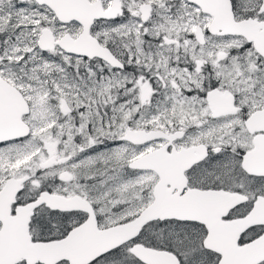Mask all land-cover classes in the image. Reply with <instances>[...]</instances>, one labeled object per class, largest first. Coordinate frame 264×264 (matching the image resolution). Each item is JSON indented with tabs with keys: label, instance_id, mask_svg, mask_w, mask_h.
<instances>
[{
	"label": "flooded vegetation",
	"instance_id": "1",
	"mask_svg": "<svg viewBox=\"0 0 264 264\" xmlns=\"http://www.w3.org/2000/svg\"><path fill=\"white\" fill-rule=\"evenodd\" d=\"M88 1L90 3L96 2L95 5L99 6L101 12L107 14L106 17L94 18L89 33L101 45L110 50L114 62L109 64L99 57L81 56L84 57V60L96 61L105 70H110L111 74L113 72V75L115 72H121L129 79L121 80L120 84L118 82L113 83L111 85V101L99 104L100 110H105L107 120H110L111 129L115 132L111 133L110 138H108V133L104 136H98L94 144L91 143L84 149H78V152L79 156L89 158L91 154L94 155L102 149L112 147V154L107 152L99 156V158H112V163L106 166H95L93 175L87 178H77L75 185H71L73 178L64 169L48 176L47 180H43L41 177L42 172L34 183V191L30 193L26 192L30 180L29 174H19L18 172L6 174L0 188L8 177L25 178L22 188L17 192L15 200L10 206V212L14 213L17 204L35 199L42 191L66 197L79 195L92 206L98 227H107L136 216L152 200V189L159 180L163 187L170 192L184 193L190 189H200L241 193L247 197L246 200L233 207L224 218L229 219L244 215L250 210L258 195L264 196V175L250 173L243 166L245 159L247 166L251 168L256 167L257 163L263 159L244 158V155L254 147L253 138L257 133H260V131L250 132L246 126V120L254 110L264 107V100L261 97V91L252 92L235 89L238 86L236 79L231 77L234 73V62L230 59L233 60L237 56L236 52L241 47H247L256 55V63L264 66V60L260 53L249 42L224 43L222 48L216 47L214 50L209 43L210 38L236 35L212 33L207 27L211 15L202 11L199 5L189 0ZM231 2L234 14L239 12L240 10L236 7L234 0ZM10 3L13 5L12 8ZM70 3L74 4L73 7ZM54 4L55 2L53 5H48L45 2L40 3L38 0H8L4 8L8 12L10 11L12 19L17 15L23 17L33 14L38 17L36 13H41L51 16L54 19V24L69 28L68 31L57 35L50 24L42 23L37 35V45L39 35L44 28L50 29L55 39H59L66 32L72 37H76L82 30V23L76 19L67 22L60 21L57 14L60 11L57 9L65 7L76 9V6L80 7L81 0H68V2L58 0L57 5L54 6ZM184 4L189 6V10L184 11ZM192 6L196 11L190 10ZM183 13L190 17L199 14L201 19H204L203 16H207L210 17V20L203 27L198 23H195L193 27L152 25L153 21L158 22L159 18L164 16L175 19ZM246 16L264 18L263 13L258 12V7L256 13L245 12L241 16L235 14L237 19ZM6 17L11 19L9 15ZM103 23L111 26L128 25V27L121 28H127V32L124 33L126 36L111 39L102 38L99 30H102ZM70 25H76L75 32H71ZM24 27L25 25L6 27L4 31L17 34L21 33ZM172 32L193 39L197 44L196 47H200V49L196 48V53L190 52L189 47L192 43L188 42L187 39L181 42L179 37L170 34ZM4 44L5 40L0 32V68L4 58L1 51ZM57 46L55 44L53 48ZM214 61L222 62V64L219 65ZM230 65L232 66L231 70L224 71L221 68ZM0 77L5 78L1 72ZM229 79H232V85L229 84ZM8 82L18 88L13 82L9 80ZM252 97L259 98V101L253 104ZM62 103H65L68 109L65 111L61 109L63 116L59 120H63L70 113V107L67 103L64 100ZM52 127L55 131V126ZM127 131L130 134H127ZM22 140H24L22 137H17L0 141V148ZM66 143L67 134L64 129L62 141L57 142V144L65 146ZM119 144H124L127 147L126 154H117ZM142 156L159 160V174L147 164L144 166L130 165L133 160ZM116 158H128L122 161V172L119 174V164ZM76 159L80 158H74L73 161L78 162ZM47 163L49 167L54 165L55 169H58L60 163L69 165L71 158H49ZM140 175L146 177L145 187L141 191L140 199L136 200L142 202L133 212L115 221L109 219L113 212L107 214L100 212V204L95 202L94 195L113 193L116 190L114 183L118 179L137 178ZM103 179L108 180V182H105L103 186H98ZM83 184L85 186H78ZM87 216L88 212L79 208H51L40 203L30 215L29 233L34 240L61 238L72 227L82 223ZM178 221L189 220L154 219L147 223L156 222V224L168 226L177 224ZM189 222L199 224L204 228L199 222ZM263 228L262 225L248 227L239 235L237 242L243 243L252 239ZM203 237L200 240V246L194 245V250L189 248L186 252L185 259H191V264H197L198 262L194 260H198L197 258L201 256L203 258L213 256L215 259H219L220 255L217 252L203 245ZM181 241L182 236L180 235L140 236L139 232L136 237L118 245L87 264H95L96 262L108 264L105 261L109 262L112 259L116 264L120 262L125 264L123 259H130L129 254L136 258L139 264H146L132 252V247L136 243L154 249L168 250L174 253L182 264L179 254L176 252V249L184 246L181 245ZM122 257L124 258L119 259ZM62 262L64 261L59 263L63 264ZM16 264L26 263L19 261ZM127 264L136 263L131 260L127 261Z\"/></svg>",
	"mask_w": 264,
	"mask_h": 264
},
{
	"label": "water",
	"instance_id": "2",
	"mask_svg": "<svg viewBox=\"0 0 264 264\" xmlns=\"http://www.w3.org/2000/svg\"><path fill=\"white\" fill-rule=\"evenodd\" d=\"M38 1L48 5L55 2L54 6L58 3V0ZM189 1L196 3L202 11L211 15L207 27L212 33L243 37L254 46L264 60V18L246 16L237 19L231 0ZM95 4L96 2L81 0L80 7L76 6V9L66 7L57 9L62 11L57 13L60 21L76 19L82 23V30L76 37L66 32L59 39H55L50 29L44 28L38 38L39 48L51 49L57 44L66 52L88 58L99 57L113 64L114 57L110 50L89 33L95 17L107 16ZM258 12L264 15V0H261ZM213 107L215 108V105ZM61 109L64 111L68 109L65 103H62ZM29 110L30 105L23 93L8 80L0 77V141L29 134L30 125L22 118ZM246 126L250 132L260 133L254 136V147L248 150L244 158L263 159L252 168L247 166L245 159L243 166L250 173L264 175V107L250 114ZM126 133L130 134L129 131ZM146 164L159 174V160L156 158L142 156L130 163L132 166ZM24 179L8 177L0 188V264H16L19 261L26 264L38 262L57 264L60 261H67L68 264H87L136 237L142 227L154 219H178L201 223L206 230L203 245L220 255L216 264H259L264 261V229L246 242H237L239 235L248 227L264 226L262 195L256 197L252 207L244 215L225 219L233 207L246 200L245 195L224 190L200 189H190L184 193L170 192L158 180L152 189V200L136 216L121 223L98 227L92 206L79 195L66 197L42 191L35 199L17 204L15 212L11 213L10 206L22 188ZM40 203L51 208H79L88 212V216L61 238L34 240L29 233L28 223L33 209ZM132 252L146 264H180L176 255L168 250L154 249L136 243L132 247Z\"/></svg>",
	"mask_w": 264,
	"mask_h": 264
},
{
	"label": "rangeland",
	"instance_id": "3",
	"mask_svg": "<svg viewBox=\"0 0 264 264\" xmlns=\"http://www.w3.org/2000/svg\"><path fill=\"white\" fill-rule=\"evenodd\" d=\"M6 1L8 0H0V32L5 40L1 50L4 58L1 61L0 72L23 92L30 104V110L23 118L31 129L30 134L22 138L24 140L0 148V184L6 174L11 172L27 173L30 175V180L26 192L30 193L34 191V183L42 172L41 177L43 180H47L48 176L64 169L73 178L71 185H75L77 178H87L93 175L95 166H106L112 163V158H99L100 155L107 152L112 154V147L102 149L97 154H91L89 158L79 156L78 149H84L91 143L94 144L100 135L104 136L108 133V138H110L111 133L115 132L111 129L110 120H107L105 110H100L99 104L111 101V85L113 83L120 84L121 80L129 78L121 72H115L113 75V72L111 74L110 70H105L96 61L84 60V57L67 53L58 46L53 49L41 50L37 45V35L42 23L50 24L57 35L68 31L69 28L54 24V19L51 16L41 13H36L38 17L33 14L23 16L24 18L17 15L12 19L10 11L8 12L4 8ZM260 2L261 0H234L236 7L240 10L235 14L241 16L245 12L256 13ZM10 5L12 4L10 3ZM184 8V11L189 10V6L186 4H184ZM190 10L196 11L193 6L190 7ZM8 15L11 16L10 20L6 17ZM203 18L201 19L199 14L190 17L183 13L175 19L164 16L159 18L158 22L153 21L152 25L193 27L195 23H198L203 27L209 22L210 17L203 16ZM20 25H25L21 33L10 34L9 31L7 33L4 31L6 27L12 28V26ZM69 27L72 28L71 32H75L77 29L76 25ZM102 27V30H99L102 38L111 39L125 37L124 33L127 32V28H121L128 27V25L111 26L103 23ZM170 34L179 37L181 42H184L185 39L191 42L190 52L196 53V48L200 49V47H196L197 44L193 39L177 32ZM239 42L245 43L246 41L241 36L214 37L209 40L214 50L216 47L222 48L224 43ZM49 51L51 52L49 53ZM236 54L237 56L233 60L230 59L234 62V73L231 77L236 79L238 88L234 85L233 87L236 90L261 91V97L264 100V66L256 63V55L250 48L241 47ZM214 62L222 64V62ZM221 68L226 71L231 70L232 66ZM98 74L99 77H97ZM228 82L233 84L232 79H229ZM63 100L70 107V113L63 120H59L63 116V111L60 108ZM251 100L255 104L259 98L252 97ZM62 121L64 123H61ZM53 125L56 128L55 131L52 129ZM63 128L67 134V145L59 146L57 142L62 141ZM126 152L127 147L124 144H119L117 154L124 155ZM97 155L98 158H96ZM49 158H71V163L69 165L60 163L59 168L55 169L54 165L49 167L47 163ZM74 158L80 159H76L78 162H75ZM126 159L128 158H116L119 164L118 174L122 172L121 164ZM144 181H146L144 175L137 178L118 179L114 183L116 190L113 193L94 195L95 202L100 204V212L103 214L113 212L109 217L113 221L133 212L142 202L136 200L140 199L141 191L145 187ZM105 182L108 180L103 179L99 185H96L103 186ZM78 186H85V184ZM166 227L168 234L172 235L181 236L185 231L189 232V228L186 226L169 225ZM149 230L151 231V229ZM197 259L194 260L198 262L197 264L207 260L203 256ZM105 262L116 264L113 259ZM95 264H99V262ZM260 264H264V262Z\"/></svg>",
	"mask_w": 264,
	"mask_h": 264
},
{
	"label": "trees",
	"instance_id": "4",
	"mask_svg": "<svg viewBox=\"0 0 264 264\" xmlns=\"http://www.w3.org/2000/svg\"><path fill=\"white\" fill-rule=\"evenodd\" d=\"M176 223L177 224L170 225V226L178 225V226H186L189 228V232L185 231L181 235L182 236L181 245H184V246L182 248L176 249V252L179 254L182 264H191L190 263L191 259H185L186 252L188 251L189 248H192L194 250V247H193L194 245L200 246V240L203 237L205 230L199 224L192 223L189 221H180V222L178 221ZM149 229H151V231ZM166 229L167 227L165 225H162L159 223L156 224V222H154L153 224L147 223L144 226V228H142V230L140 231V236H147V235H153V234L166 235V236L171 235V234H168V229L167 230ZM129 257L130 259H127V258L123 259L124 257L119 258V259H123L125 264H127V261L129 262L131 260L135 262L136 264H139L138 260L134 258L132 255L129 254ZM205 259L207 260L200 264H215L217 260L213 256L212 257L210 256L209 258H205ZM62 263L67 264V262L65 261ZM37 264H41V263H37ZM58 264H61V263H58ZM119 264H122V262H120Z\"/></svg>",
	"mask_w": 264,
	"mask_h": 264
}]
</instances>
